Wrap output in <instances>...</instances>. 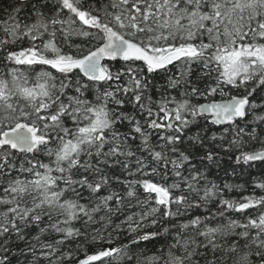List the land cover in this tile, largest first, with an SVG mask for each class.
<instances>
[{
  "label": "snow or ice",
  "instance_id": "6c2138e0",
  "mask_svg": "<svg viewBox=\"0 0 264 264\" xmlns=\"http://www.w3.org/2000/svg\"><path fill=\"white\" fill-rule=\"evenodd\" d=\"M9 9L0 264H264V178L239 200L225 193L244 185L210 178L221 153L264 164V0ZM156 227L169 239L148 255ZM88 239L103 246L80 255Z\"/></svg>",
  "mask_w": 264,
  "mask_h": 264
},
{
  "label": "trees",
  "instance_id": "16d2710c",
  "mask_svg": "<svg viewBox=\"0 0 264 264\" xmlns=\"http://www.w3.org/2000/svg\"><path fill=\"white\" fill-rule=\"evenodd\" d=\"M15 3V0H0V18H6L7 12L10 11L9 5ZM75 39V38H74ZM25 46H27L25 44ZM3 69H0L2 71ZM39 70V69H37ZM219 126H212V128L209 131V135H211V132L218 131ZM228 153H221L222 161H221V170L218 172V176L215 174L216 170L214 169V175L211 176V179H214L216 183H221V180L218 177H222L224 180H226L230 184H242L244 185L243 189H233L230 192H226L225 196L228 198H235L237 200L240 199L241 196H247L250 193H252V178H264V164H261L257 162L254 167L249 168L247 165L238 166L235 164L234 159H229ZM224 169L227 170L229 174L235 170L237 175L232 176L228 175L225 176ZM264 194L260 193L259 190H257V195ZM138 211V209H137ZM199 214V213H197ZM121 220H123V216L120 217V219L114 218V225L109 227L107 229V232L111 233L112 236V243L114 246H119L121 243H127L126 233L123 231L116 230L115 225L120 224ZM79 226V225H77ZM164 226H170V225H164ZM150 230L156 231L159 230L161 232V235L156 237L155 239L147 242H141V249L148 255H151L153 252H155L157 249H159L166 240H168V235L162 231V228L156 227L151 228ZM102 235H104L102 233ZM78 243L81 245L83 251L80 253V255H83V252H90L95 250L96 248H99L103 245L99 242H95V248L92 247L93 241L91 239H88L87 241L80 240ZM69 247L75 248V244L69 245ZM15 251V249H13Z\"/></svg>",
  "mask_w": 264,
  "mask_h": 264
}]
</instances>
